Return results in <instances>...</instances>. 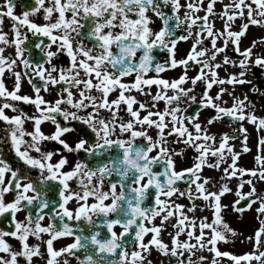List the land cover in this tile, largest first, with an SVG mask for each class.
<instances>
[{
    "label": "snow or ice",
    "instance_id": "obj_1",
    "mask_svg": "<svg viewBox=\"0 0 264 264\" xmlns=\"http://www.w3.org/2000/svg\"><path fill=\"white\" fill-rule=\"evenodd\" d=\"M217 2L31 0L20 13L16 0L0 2V142L14 155L0 153V220L7 225L0 228V264H154V253L159 264H219L217 258L264 264V219L247 237L254 251L237 255L218 247L237 235L223 215L228 205L222 197L233 189L210 185L211 177L202 175L205 166L226 164L222 179L240 177L232 210L242 214L255 204L258 219L264 216V191L253 182L264 183V136L254 168L238 163L241 151L230 143L244 133L242 151L249 152L243 122L264 132V115L256 114L246 94L227 105L223 94L234 92L209 91L251 83L245 79L250 66L264 68V36L241 48L251 26L264 28V0H219V11ZM5 17L12 21L11 36L3 30ZM189 40L178 58V44ZM230 44L238 60L226 54ZM36 50L43 54L39 59ZM160 52L167 55L163 61ZM61 58L67 66L54 63ZM223 65L240 70L222 78ZM194 66L197 72L189 76ZM178 67L177 77L162 75ZM25 80L31 94L22 92ZM198 82L204 85L201 109L215 110L203 123L200 111L186 114L182 106L197 102ZM53 90L47 99L43 93ZM20 103L33 105L35 113ZM225 118L239 127L218 140L208 126ZM45 122L54 126L51 133L42 130ZM73 122L81 135L69 142ZM180 144L184 148L170 147ZM189 148L196 153L193 163L178 167L176 158ZM65 153L81 155L70 161ZM181 197L189 205L178 203ZM197 200L211 219L195 216ZM205 249L213 253L210 260L202 254L193 260Z\"/></svg>",
    "mask_w": 264,
    "mask_h": 264
},
{
    "label": "rangeland",
    "instance_id": "obj_2",
    "mask_svg": "<svg viewBox=\"0 0 264 264\" xmlns=\"http://www.w3.org/2000/svg\"><path fill=\"white\" fill-rule=\"evenodd\" d=\"M0 2H2L0 0ZM224 3H227L228 0H223ZM205 3H207V0H205ZM221 8V2H217L216 4V10L219 11ZM17 12V11H16ZM201 15H203V13H201ZM11 23L12 21H10V19L6 18V20L3 21V28L5 29V31H7L9 33V36H11L10 34V28H11ZM240 21L237 20L236 24L239 25ZM216 27L219 28L221 27V21L219 19H216ZM259 27V26H258ZM261 33L258 37L260 36H264V28H261ZM248 35V33H247ZM246 35V37L243 39L242 44H241V48H244L246 46H248L251 41L253 39H256L258 37L255 38H248ZM191 40H189L187 42L186 48L187 51L190 48V44H191ZM205 46H208L207 42L205 43ZM258 49H254V52H258ZM226 54L230 57V59H236L238 60V58H235L234 56H236V52H234L231 44L228 46V48L225 50ZM260 54H264V52L260 53ZM223 54H221V56L217 57V61L221 60ZM237 55H239V53H237ZM264 70V68H261ZM218 70H222V71H232V72H238L240 69L238 66H232V65H223L220 69ZM254 70V66H250V69L248 71L249 75H253L251 74V72ZM200 86H203L202 84ZM225 88L229 89V85L225 84ZM202 88H200L199 93L200 94L202 91ZM227 93V92H226ZM232 97L231 95L229 96H222V102L229 105V103L231 102ZM163 102H161L160 104H158L157 107L159 108H163L162 107ZM255 111V109H254ZM259 113V112H258ZM221 125V126H218ZM247 129V135L249 137L247 144L248 147L250 148V151L247 153H244L242 151V136L244 135V133H238L236 136L235 140L230 141V143L235 145V150L236 151H241V157L239 160V164L243 167H247V168H254L256 167V162H255V156L258 152V139L260 137L259 132L257 131L256 127L254 125H250V126H244ZM210 131L215 134L217 136V139L219 140L220 135L227 132L229 133V135H232L234 130L237 129L238 127L235 126L234 124H229V125H222L219 124L218 122L214 123L212 127H209ZM262 136H264V132H262ZM213 158H210V161ZM189 161L188 164H191L194 159L192 160L189 159L187 160ZM178 167H180L179 164H177ZM226 164H222L220 169H215V168H210L205 166L202 170V175L203 176H207V177H211V181H210V185H213L215 187H219L220 185L224 184V183H228L229 187L232 188V192L230 193H226L223 197H222V203L225 205H228L227 209L224 210L223 215H224V219L225 221L236 231L237 235L233 238H230L229 241L227 243L224 242H220L218 244V247L222 250V251H230L234 254H243L249 251H254V244L252 240L247 239V237H252L254 236L255 231L259 228L260 226V219H264V216H261L258 219V213L255 211L257 205H253L251 209L245 210L242 214L241 213H237L235 211L232 210V203L233 201H235L237 199L236 196V190H237V185L238 182L240 180V177H234L230 180H225L222 179L223 177V172H222V168L225 167ZM254 183H256L258 192L264 191V183L258 182L254 179L253 181ZM249 190V186L247 184L244 185V188L242 189V191L247 192ZM198 205L197 211L195 212V216L200 217V216H208L209 219H211L212 217V213L208 208H202L200 206H202L204 204V202L202 200H197L195 202ZM183 204H185L186 206L189 205V201L184 199ZM189 215H192V213H189ZM172 229L169 228L168 231H171ZM222 244V245H221ZM221 246V247H220ZM264 250V249H262ZM201 254L203 255H207L206 257L209 258V260L213 257V253L208 252L206 249L202 250ZM200 252L197 253V255H201ZM217 260L219 261V264H232V261L229 260L228 258H217ZM205 263L207 264L208 261H205ZM253 264H255V261H253Z\"/></svg>",
    "mask_w": 264,
    "mask_h": 264
},
{
    "label": "flooded vegetation",
    "instance_id": "obj_3",
    "mask_svg": "<svg viewBox=\"0 0 264 264\" xmlns=\"http://www.w3.org/2000/svg\"><path fill=\"white\" fill-rule=\"evenodd\" d=\"M29 3H31V0H16V5H17L16 6V11H17V13H20L23 10V6L26 5V4H29ZM6 18L7 17H5L4 20H6ZM37 19L40 22H43L41 17H38ZM156 23L159 24V21L157 20ZM3 30L5 31L4 28H3ZM5 32H7V31H5ZM10 33H11V30H10ZM247 37L250 38L249 30H248ZM253 38H255V37H253ZM30 39H31V37H30ZM187 42H180L178 44V46H177V48H178V52H177L178 58H182V57H184L186 55V53H187V48H186ZM257 51L259 52V50H257ZM42 55L43 54L40 53L39 50H36V59H39ZM158 55H159V58H160L161 61H163L164 59L167 58V55L164 52H160ZM234 57L239 59V55H237V53H236V56H234ZM54 63H57L58 66H60V65L67 66L66 58H61L60 60L54 61ZM181 72H182V69L180 67H178V68H176L174 70H168L165 73H163L162 75L165 78H175ZM196 72H197V67L196 66L191 67V68L188 69V75L189 76L195 75ZM218 72H219L220 77H222V78L223 77H227L229 74L233 73L232 71H229V70L228 71L218 70ZM251 74H253V75H249V73L247 72L246 76H245V79L247 81H250L251 83H245L243 85H235V86L226 84V85H229V89L228 90L230 92H234V96L231 95L232 100L229 103V105L233 102L234 97H241L242 98L243 95L246 94L248 96L249 101H251V104L254 105V109H255L256 114L257 115H264V70L261 69L260 67H254V70L251 72ZM7 83L9 85H11V83H12L11 79H8ZM201 84L202 83H200V82L197 83L196 88H195V92H194V94L197 96V102L187 101L182 106L188 108V112L186 114H192V113H194L196 111H200L199 119L203 123V122H206V120L209 119L211 117V115H213L215 113V110L212 109V108H203V109H201V106H200V104L198 102L199 98H200V94H201V93L198 94L199 90H200V88H202L201 91H203V89H204V85L202 84L203 86H200ZM188 86H190V85H188ZM219 87H224L225 88V84L224 85H219V86H213V88L211 90H209L210 94H212L214 96L215 93L218 91ZM254 87L259 89V91L258 92L251 91V89L254 88ZM155 91H156L155 86H153L152 92L155 93ZM22 92L29 93V94H31V92H32L31 86L28 84V82L26 80L23 82ZM43 94L45 95V97L47 99H52V98H54L56 93H55V90H53V93H52L51 96H49L48 93H43ZM134 94L137 95L138 99H141V100L147 99L146 97L141 96L139 93H134ZM223 96H229V94L228 93H224ZM189 105H190V107H189ZM19 107L21 109H23L24 111H26L27 113H29V114L35 113V107L33 105H31V104L20 103ZM162 107H164L163 104H162ZM9 114H12V113L9 112ZM61 123L63 124L64 122L61 121ZM218 123L222 124V125L234 124L235 126L239 127V125L236 124L235 122H230V118H225V119L219 121ZM243 124H244V126L253 125V124L249 123L248 121H244ZM73 125L75 126V130L73 132H70V133L66 134V138L68 139L69 142H72V141L76 140L81 135L80 127L78 125H75V122H73ZM4 126L5 125H3V123H0V128H3ZM212 126L213 125L208 126V127H212ZM218 126H221V125H218ZM25 127L28 130H31V128H32L31 122H27ZM42 130L45 133H51L54 130V126L50 122H45L42 125ZM2 134L3 133H0V135H2ZM259 135L262 136V132H259ZM47 144H48L49 148L59 147V145L55 144L54 142H47ZM170 147H173V148H184V145L183 144L170 145ZM0 153H3L5 155H7L9 158H14V155L10 152L8 145L6 143H4V142H0ZM65 154L69 155L70 161L75 160L77 158H80V155H81V154H77V153H72V154L65 153ZM195 155H196V153H195L194 149H190V148L186 149L185 152H184L183 157H177L176 158L177 159V164H179L180 167L181 166H183V167L191 166V164L193 162L191 164H188L189 161H187V160H189L191 158L193 160ZM179 187H180L181 190H184L186 185H185V183H183ZM184 199L185 198L181 197V198L178 199L177 202L178 203H183ZM23 216H24L23 212L18 214V218H23ZM6 227H7L6 223L4 221L0 220V228H6ZM117 230H119V229H117ZM163 238H164V240L166 242L169 240V236H168L167 232H165L163 234ZM181 239H184V237L181 236ZM11 243H13L14 245L17 244V242L15 240H12ZM59 243L60 244H64V243H66V241H60ZM200 254H201V252H200ZM197 256H199V255L193 256L192 257L193 260H195L197 258ZM205 256H207V255H205ZM152 259H153L154 264H159V261L162 258L154 253L153 256H152ZM73 264H74V262H73ZM165 264H167V261H165ZM173 264H174V262H173Z\"/></svg>",
    "mask_w": 264,
    "mask_h": 264
},
{
    "label": "bare ground",
    "instance_id": "obj_4",
    "mask_svg": "<svg viewBox=\"0 0 264 264\" xmlns=\"http://www.w3.org/2000/svg\"><path fill=\"white\" fill-rule=\"evenodd\" d=\"M261 33V29L258 26H251L249 28V36L250 38L258 37Z\"/></svg>",
    "mask_w": 264,
    "mask_h": 264
},
{
    "label": "water",
    "instance_id": "obj_5",
    "mask_svg": "<svg viewBox=\"0 0 264 264\" xmlns=\"http://www.w3.org/2000/svg\"><path fill=\"white\" fill-rule=\"evenodd\" d=\"M180 183H182V182H180ZM180 183H179V184H180ZM243 205H244V201H241V206H243Z\"/></svg>",
    "mask_w": 264,
    "mask_h": 264
}]
</instances>
